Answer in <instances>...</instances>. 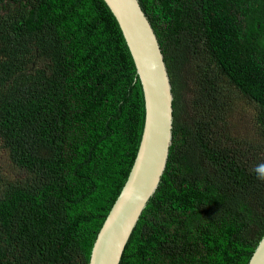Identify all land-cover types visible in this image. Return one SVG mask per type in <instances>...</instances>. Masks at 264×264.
<instances>
[{
	"label": "trees",
	"instance_id": "1",
	"mask_svg": "<svg viewBox=\"0 0 264 264\" xmlns=\"http://www.w3.org/2000/svg\"><path fill=\"white\" fill-rule=\"evenodd\" d=\"M140 3L172 79L175 122L162 181L120 264H249L264 237V180L251 171L264 150L230 146L218 130L205 140L219 120L182 119L175 74L193 82L194 106L227 107L240 94L264 126V0ZM145 115L104 0H0V142L20 176L0 187V264H89Z\"/></svg>",
	"mask_w": 264,
	"mask_h": 264
},
{
	"label": "water",
	"instance_id": "2",
	"mask_svg": "<svg viewBox=\"0 0 264 264\" xmlns=\"http://www.w3.org/2000/svg\"><path fill=\"white\" fill-rule=\"evenodd\" d=\"M135 63L145 101V125L128 180L105 220L89 264H120L138 222L157 192L173 143V84L158 36L140 0H104ZM249 264H264V237Z\"/></svg>",
	"mask_w": 264,
	"mask_h": 264
},
{
	"label": "rangeland",
	"instance_id": "3",
	"mask_svg": "<svg viewBox=\"0 0 264 264\" xmlns=\"http://www.w3.org/2000/svg\"><path fill=\"white\" fill-rule=\"evenodd\" d=\"M195 58V64L201 65L207 69L208 60ZM206 67V68H205ZM176 84L179 88L178 100L180 104V116L190 122V119H197L208 124L213 119H218L219 128L212 130L202 129V134L205 140H208L217 130L225 138L230 137L234 143H246L247 148L252 146L249 151L255 155L261 148L264 150V126L260 122V115L256 104L240 94L230 96L227 107L221 105L219 107L211 108L210 104L203 105L199 102L198 105H193V94H188V91H193L195 86L193 82L187 83L186 80L176 72ZM178 83L180 86H178ZM224 94V93H223ZM226 95V94H224ZM176 99V96H175ZM258 123V125H257ZM262 146V147H258ZM258 147V148H257ZM254 150V151H253ZM15 178L20 179L18 170H16L8 158L7 152L2 147L0 142V187L4 186L9 180L10 182Z\"/></svg>",
	"mask_w": 264,
	"mask_h": 264
},
{
	"label": "clouds",
	"instance_id": "4",
	"mask_svg": "<svg viewBox=\"0 0 264 264\" xmlns=\"http://www.w3.org/2000/svg\"><path fill=\"white\" fill-rule=\"evenodd\" d=\"M251 171L256 175L260 180H264V162L255 164Z\"/></svg>",
	"mask_w": 264,
	"mask_h": 264
}]
</instances>
